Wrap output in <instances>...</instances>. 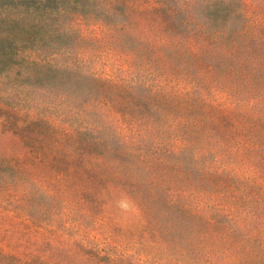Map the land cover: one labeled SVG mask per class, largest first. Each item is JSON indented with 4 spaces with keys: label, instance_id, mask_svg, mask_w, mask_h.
Masks as SVG:
<instances>
[{
    "label": "rangeland",
    "instance_id": "374dc122",
    "mask_svg": "<svg viewBox=\"0 0 264 264\" xmlns=\"http://www.w3.org/2000/svg\"><path fill=\"white\" fill-rule=\"evenodd\" d=\"M135 3L139 11L134 10L133 15L137 22L134 40L143 37L150 48L170 55L188 49L201 57L206 54L205 58L231 61V47L225 40H220L218 49L210 50L202 44L201 36L192 34L196 28L181 26L183 18L161 13L156 21V16L148 13L150 2ZM182 6H188L187 2ZM160 21L165 22L164 27ZM180 26L185 29L181 31ZM87 32L81 48L91 51L87 53L90 68L119 80L145 82L176 97L204 99L210 112L233 123L222 127V132L233 140L239 138L241 148L232 141L227 149L221 148L223 153L215 152V136L194 129H188L194 141L191 145L181 137L167 143H162V137L141 142L142 136L135 132L121 133L117 123L98 131L117 141L115 147L136 153L121 165L128 170L140 157H151L137 168L138 176L143 181L151 179L155 187L168 186L170 197L194 212V220L188 223L178 210L166 213L155 206L147 211L127 189L101 181L75 164L57 162L50 152L40 160L38 152L30 149L35 142L25 147L20 134L4 131L8 118L0 113V264H243L250 252L253 260L257 259L258 249L245 252L238 242L253 236L252 244L264 243V178L250 166L251 158L243 149L251 147L243 129L259 118L264 125V77L254 81L226 77L220 70L207 69L208 60L194 54L180 63L144 61L138 48H105L110 37L101 30ZM184 36L191 40L181 45ZM1 108L5 107L0 105L3 112ZM67 112L68 118L75 114ZM93 153L99 155L97 150ZM166 154L175 159L171 161ZM107 160H103L102 170L113 175ZM224 167L245 182L235 179L229 185H214L198 172ZM224 187L227 191H215ZM124 198L134 210L125 212L118 207ZM199 214L211 217L214 224L203 228L192 225L200 221Z\"/></svg>",
    "mask_w": 264,
    "mask_h": 264
},
{
    "label": "trees",
    "instance_id": "16d2710c",
    "mask_svg": "<svg viewBox=\"0 0 264 264\" xmlns=\"http://www.w3.org/2000/svg\"><path fill=\"white\" fill-rule=\"evenodd\" d=\"M147 2L151 8L148 13L156 16V21L161 13L183 18L181 26L196 28L192 34L201 36L202 44L210 50L212 47L218 49L220 40H225L227 47H231V61L223 63L212 56L205 58L206 54L201 57L188 49L175 50L171 53L174 55H170L159 48H150L149 40L146 43L143 37L134 40L137 22L133 15L134 10L139 11L135 8V0H0V105L5 107L0 113L8 118L4 131L20 134L25 147L35 142L30 149L38 152L40 160L50 152L57 162L75 164L101 181L127 189L147 211L154 210L155 206L166 213L178 210L183 214V221L189 223L194 220V212L175 202L168 186L155 187L151 179L143 181L144 178L138 176L137 168L151 157H140L134 162L136 166L128 170L121 165L136 153L115 147L117 141L106 139L98 131H105L117 123L121 133L135 132L142 136L141 142L145 139L150 142L148 137L155 141L162 137V143H167L171 138L181 137L191 145L189 143L194 141L188 129H194L215 136V152L223 153L221 148L232 141L241 148L239 138L234 136L233 140L222 132V127L228 128L233 123L210 112L204 99L188 100L145 82L132 83L99 73L87 64V53L91 51L81 46L89 34L88 29L101 30L110 37L105 48H138L144 61L180 63L188 54H194L208 60L209 70L217 69L226 77L254 81L264 77V0ZM183 2L188 6L183 7ZM158 24L162 26L165 22ZM181 26L183 31L185 28ZM190 40V36H184L180 44ZM196 75L201 73L196 72ZM70 110L75 114L68 118ZM261 118L264 119V115ZM227 122L230 123L227 125ZM243 132L250 140L251 147L243 148L251 158L250 166L264 178L263 120L259 118ZM133 143L127 141V144ZM96 150L99 155L93 153ZM167 156L171 161L175 159ZM101 159H110L107 161L115 172L113 175L102 170L105 161ZM198 172L214 185H229L236 179L226 167L203 168ZM218 190L227 191L225 187L215 188ZM199 215L200 221L192 225L203 228L214 224L211 217ZM218 221L226 224L224 220ZM252 237L244 236L238 242H241L239 248L245 252L258 249L257 259L253 260L250 252L241 263L264 264V243L252 244Z\"/></svg>",
    "mask_w": 264,
    "mask_h": 264
},
{
    "label": "clouds",
    "instance_id": "9594fccd",
    "mask_svg": "<svg viewBox=\"0 0 264 264\" xmlns=\"http://www.w3.org/2000/svg\"><path fill=\"white\" fill-rule=\"evenodd\" d=\"M118 207L122 210V211H129V210H134V207L131 203V201L127 198L121 199L118 202Z\"/></svg>",
    "mask_w": 264,
    "mask_h": 264
}]
</instances>
